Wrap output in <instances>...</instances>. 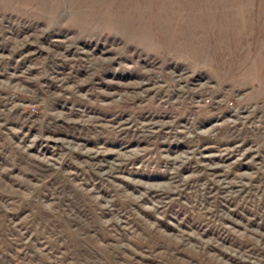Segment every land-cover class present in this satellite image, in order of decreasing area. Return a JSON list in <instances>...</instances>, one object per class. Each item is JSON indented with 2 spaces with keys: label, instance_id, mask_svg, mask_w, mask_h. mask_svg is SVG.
<instances>
[{
  "label": "rangeland",
  "instance_id": "1",
  "mask_svg": "<svg viewBox=\"0 0 264 264\" xmlns=\"http://www.w3.org/2000/svg\"><path fill=\"white\" fill-rule=\"evenodd\" d=\"M0 264H264V0H0Z\"/></svg>",
  "mask_w": 264,
  "mask_h": 264
}]
</instances>
